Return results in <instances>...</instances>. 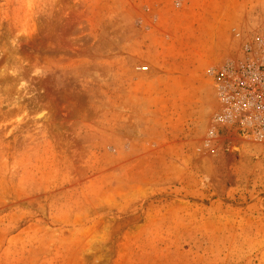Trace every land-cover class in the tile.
Listing matches in <instances>:
<instances>
[{"label": "rangeland", "instance_id": "374dc122", "mask_svg": "<svg viewBox=\"0 0 264 264\" xmlns=\"http://www.w3.org/2000/svg\"><path fill=\"white\" fill-rule=\"evenodd\" d=\"M259 33L264 0H0V264H264V147L207 133Z\"/></svg>", "mask_w": 264, "mask_h": 264}, {"label": "built area", "instance_id": "2783aa9c", "mask_svg": "<svg viewBox=\"0 0 264 264\" xmlns=\"http://www.w3.org/2000/svg\"><path fill=\"white\" fill-rule=\"evenodd\" d=\"M234 55L208 70L214 104L207 133L232 132L264 147V33Z\"/></svg>", "mask_w": 264, "mask_h": 264}, {"label": "crops", "instance_id": "0c3cea01", "mask_svg": "<svg viewBox=\"0 0 264 264\" xmlns=\"http://www.w3.org/2000/svg\"><path fill=\"white\" fill-rule=\"evenodd\" d=\"M231 47H232V49L235 47V43L234 42L230 45V48Z\"/></svg>", "mask_w": 264, "mask_h": 264}]
</instances>
